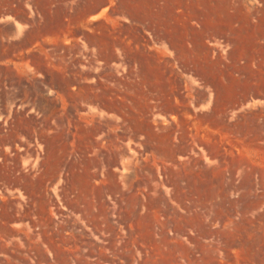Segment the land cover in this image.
Returning <instances> with one entry per match:
<instances>
[{"label":"rangeland","instance_id":"374dc122","mask_svg":"<svg viewBox=\"0 0 264 264\" xmlns=\"http://www.w3.org/2000/svg\"><path fill=\"white\" fill-rule=\"evenodd\" d=\"M70 2L0 64V264H264V0Z\"/></svg>","mask_w":264,"mask_h":264},{"label":"crops","instance_id":"0c3cea01","mask_svg":"<svg viewBox=\"0 0 264 264\" xmlns=\"http://www.w3.org/2000/svg\"><path fill=\"white\" fill-rule=\"evenodd\" d=\"M179 4L180 7L163 9L160 10V15L167 17H196V16H209V17H219L225 15L226 12L221 10V6L225 3V9H228L231 6V3L234 0H209L212 4L208 8L195 9L182 7V2ZM220 1V2H219ZM217 2H219L217 6ZM48 10L47 15L54 17L53 25L50 28L40 27L35 25L30 29V16L31 9L38 10L42 7ZM72 11V6L70 0H0V64H11L14 53L12 51V46H8L9 43L20 41L28 43H38L40 39L47 38L46 36L40 37V32H50L53 33V36L49 38L62 40L67 38L68 32L71 31V27L67 28L62 23V16L70 14ZM177 23H184L182 20H178ZM213 24L220 26L223 23L221 20L214 19ZM32 32L29 35V33ZM3 96L0 95V97Z\"/></svg>","mask_w":264,"mask_h":264}]
</instances>
